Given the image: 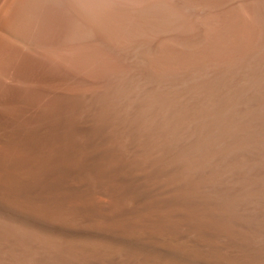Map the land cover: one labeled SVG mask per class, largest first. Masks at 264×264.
Returning <instances> with one entry per match:
<instances>
[{
  "label": "bare ground",
  "instance_id": "6f19581e",
  "mask_svg": "<svg viewBox=\"0 0 264 264\" xmlns=\"http://www.w3.org/2000/svg\"><path fill=\"white\" fill-rule=\"evenodd\" d=\"M0 73L120 98L143 90L133 125L147 152L178 148L167 165L229 217L199 245L264 264V0H0ZM14 239L0 234V264L24 263ZM77 254L40 263L90 264ZM99 264L148 263L124 253Z\"/></svg>",
  "mask_w": 264,
  "mask_h": 264
},
{
  "label": "rangeland",
  "instance_id": "374dc122",
  "mask_svg": "<svg viewBox=\"0 0 264 264\" xmlns=\"http://www.w3.org/2000/svg\"><path fill=\"white\" fill-rule=\"evenodd\" d=\"M1 74L0 234L30 247L23 264L74 253L90 264L124 253L148 264H234L199 245L229 220L219 202L167 165L178 148L148 153L135 130L143 90L120 98Z\"/></svg>",
  "mask_w": 264,
  "mask_h": 264
}]
</instances>
